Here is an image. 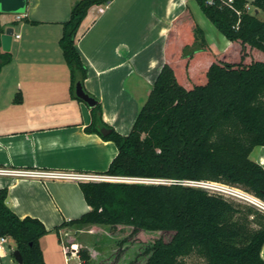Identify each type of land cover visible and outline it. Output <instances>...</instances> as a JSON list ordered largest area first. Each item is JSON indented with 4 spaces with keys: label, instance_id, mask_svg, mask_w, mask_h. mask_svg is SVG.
Wrapping results in <instances>:
<instances>
[{
    "label": "trees",
    "instance_id": "1",
    "mask_svg": "<svg viewBox=\"0 0 264 264\" xmlns=\"http://www.w3.org/2000/svg\"><path fill=\"white\" fill-rule=\"evenodd\" d=\"M110 0H77L59 39L71 74V91L84 90L87 66L76 46L91 7ZM203 13L230 41L215 51L187 5L171 22L164 42V63L131 130L122 134L103 119L102 103L91 107L85 127L112 140L118 152L103 174L170 180V183L81 180L90 209L48 229L37 217H20L0 188V234L16 242L23 264H47L42 236L86 224L130 225L171 231L155 238L145 264H185L198 253L205 264H264V211L184 180H213L246 189L264 199V166L251 157L264 145V0H196ZM0 71L12 60L2 49ZM81 99V98H79ZM111 129L103 134L101 129ZM69 253V251H68ZM91 264L88 248L77 250Z\"/></svg>",
    "mask_w": 264,
    "mask_h": 264
},
{
    "label": "crops",
    "instance_id": "2",
    "mask_svg": "<svg viewBox=\"0 0 264 264\" xmlns=\"http://www.w3.org/2000/svg\"><path fill=\"white\" fill-rule=\"evenodd\" d=\"M76 1L26 0L22 13L6 14L3 19L6 12H1L4 30L13 27L14 35L12 60L0 71V166L101 173L118 152L114 141L85 129L92 121L91 107L71 91L70 69L59 39ZM103 4V12L99 5L90 8L76 46L88 69L85 88L102 103L104 121L126 134L164 63V42L172 20L189 5L204 31L202 22L211 32L216 30L203 14H197L201 8L196 0ZM205 34L213 49L220 44L217 40L225 43L224 49L230 43L223 33L215 32L213 38ZM251 157L264 166V145L256 146ZM80 181L0 174V188L9 189L11 209L20 217L39 218L48 229L90 209ZM52 235L62 244L55 231L42 236L44 258Z\"/></svg>",
    "mask_w": 264,
    "mask_h": 264
},
{
    "label": "rangeland",
    "instance_id": "3",
    "mask_svg": "<svg viewBox=\"0 0 264 264\" xmlns=\"http://www.w3.org/2000/svg\"><path fill=\"white\" fill-rule=\"evenodd\" d=\"M250 10L252 12L255 11L253 5L250 6ZM2 14L4 19V16L10 14V12ZM197 14H203L212 29L216 30L211 32V29L202 22V26H204L205 31L210 37H215L214 35L216 34H213L215 32L221 34L201 9L197 11ZM259 16L264 19V11H261ZM197 17L199 19V16ZM217 42L220 44H217L214 50L220 52V50L224 49L222 47L225 43L223 41L219 42V40ZM170 182L172 181L167 180L166 183ZM228 198L234 199L232 197ZM172 235L171 231L135 230L130 225L86 224L62 231L60 240L62 244L58 243L56 235H52L54 239L51 243L52 245H50V251L46 253L45 258L47 264H77L78 262H80L78 264H81V258L77 250L81 247H86L89 249L92 257L91 264H145L150 255V253L146 252V249L153 243L155 238L162 237L164 240L169 241ZM9 243L11 244L9 251H14L16 247L15 240L10 238ZM41 244L44 247L43 240ZM64 249L68 250L69 253L67 254ZM70 255L71 257H69ZM184 261L185 264H205V259L198 253L186 256ZM2 262L3 264H21L13 260V255L11 254L2 258Z\"/></svg>",
    "mask_w": 264,
    "mask_h": 264
},
{
    "label": "built area",
    "instance_id": "4",
    "mask_svg": "<svg viewBox=\"0 0 264 264\" xmlns=\"http://www.w3.org/2000/svg\"><path fill=\"white\" fill-rule=\"evenodd\" d=\"M232 2V0H227ZM105 4H99L98 10L103 12L105 10ZM249 8V5H248ZM21 14H17V18H21ZM19 36V35H17ZM0 174H25L32 176H44V177H59V178H76L80 180H97V181H126V182H138V183H166L167 180L156 178H144V177H129V176H111L103 173L94 172H68V171H56V170H33V169H14L0 166ZM184 184L200 187L209 190L210 192L220 193L234 199L244 201L255 205L259 209L264 211V199L251 193L241 187L231 185L224 182L213 180H184ZM10 237L8 235L0 234V264H3L2 258L13 255V250L9 251L11 244L9 243ZM68 254V250H66ZM71 257V255L69 256Z\"/></svg>",
    "mask_w": 264,
    "mask_h": 264
},
{
    "label": "water",
    "instance_id": "5",
    "mask_svg": "<svg viewBox=\"0 0 264 264\" xmlns=\"http://www.w3.org/2000/svg\"><path fill=\"white\" fill-rule=\"evenodd\" d=\"M26 9V0H0V11L10 12V13H22ZM14 35L13 27H8L2 34V49L5 51L11 50L12 40ZM76 95L84 100L90 107H94L97 104V99L87 93L80 81L76 83ZM103 134H108L111 132L110 128L103 127L101 129ZM13 260L23 264V258L18 249L13 252Z\"/></svg>",
    "mask_w": 264,
    "mask_h": 264
},
{
    "label": "bare ground",
    "instance_id": "6",
    "mask_svg": "<svg viewBox=\"0 0 264 264\" xmlns=\"http://www.w3.org/2000/svg\"><path fill=\"white\" fill-rule=\"evenodd\" d=\"M262 162H264V158H263V161Z\"/></svg>",
    "mask_w": 264,
    "mask_h": 264
}]
</instances>
